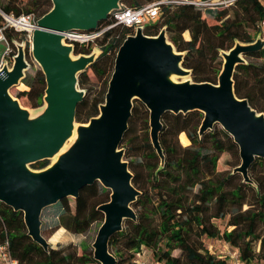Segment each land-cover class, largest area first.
<instances>
[{
  "label": "water",
  "instance_id": "water-1",
  "mask_svg": "<svg viewBox=\"0 0 264 264\" xmlns=\"http://www.w3.org/2000/svg\"><path fill=\"white\" fill-rule=\"evenodd\" d=\"M125 0H52V9L38 21L32 52L46 77V112L36 121L10 94L25 77L28 64L19 47L11 70L0 72V202L24 213L28 235L45 250L50 244L42 235L43 211L67 197L78 198L81 190L99 181L110 191V200L99 210L105 221L93 244L98 264H117L110 241L121 232L126 220H136L133 204L140 192L120 149L132 116L134 100L150 111L151 138L164 159L160 143L162 118L166 113L204 114L200 135L220 125L240 150L241 164L234 172L252 182L251 165L264 159V114L235 94L234 75L244 56L264 49L261 38L251 46L237 45L225 54L218 84L192 81L173 82L171 74L191 77L179 53L163 28L156 37L139 29L120 46L100 114L79 128L78 142L58 163L42 173L29 166L53 158L68 141L76 125L78 105L85 94L78 89V75L95 59L72 60V46L63 43L61 33L91 32L107 20Z\"/></svg>",
  "mask_w": 264,
  "mask_h": 264
},
{
  "label": "trees",
  "instance_id": "trees-1",
  "mask_svg": "<svg viewBox=\"0 0 264 264\" xmlns=\"http://www.w3.org/2000/svg\"><path fill=\"white\" fill-rule=\"evenodd\" d=\"M148 1V2H147ZM145 0V4L157 0ZM131 7L144 5L138 0H126ZM129 6V5H128ZM235 6L243 11L253 10L258 20L264 18V5L261 0H241ZM234 6V7H235ZM53 7L52 0H7L0 2V8L7 13L35 14L43 17ZM227 10L213 16L219 23L210 26L206 14L194 6H164L160 11V20L154 25L147 26L145 35L156 37L166 28L170 42L179 53L184 54L183 67L191 71V78L196 83H218L221 74V52L234 47L237 41L252 43L255 36L246 32V20L237 11L232 18H226ZM4 20L0 16V27ZM121 28L123 34H118ZM189 32L190 40H185L184 33ZM132 30L118 26L107 31L104 41L107 47L90 68L103 76L109 63L110 53L118 50ZM9 39L19 34L7 30ZM89 45V44H88ZM87 46V45H86ZM86 46H76L74 53L87 54ZM264 50L248 53L246 56L258 59L246 61L238 65L235 75V94L239 99H246L250 106L264 114ZM260 59V61H259ZM115 63L112 62V72ZM39 85L22 82L30 88L18 92L17 97H27L34 108L43 104L47 83L43 71L38 72ZM88 75L83 72L79 76V85H86ZM105 97L95 103L93 110L88 104L87 96L78 105L77 122L88 123L84 120L86 110L89 119L99 116L100 105ZM204 114L199 111L188 113H166L162 118L163 128L160 132V143L164 154L161 158L152 143L150 111L139 99L134 100L129 127L125 133L120 149L124 150V160L129 164L133 174V185L140 192L133 204L137 214L136 220H126L121 232L115 234L110 247L114 250L117 264H135L134 258L124 259L125 252H133L146 248L152 251L154 257L164 264H226L225 260H217L213 255L200 252L191 244L192 236L197 234L213 238H223L241 251L246 261L256 257L255 244L260 242L264 251V159L258 158L251 165L249 175L252 182H246L239 172H232L223 178H213L218 167L220 154L228 150L241 158L240 150L234 139L223 128L199 134ZM185 132L191 140L190 146H182L180 135ZM208 143L216 152L208 151ZM48 160L31 165L33 168H44ZM239 166V165H238ZM240 179L237 186L229 187V182ZM201 185L197 194L193 187ZM97 184L81 190L76 199L77 211L71 218V224L66 228L73 232H85L90 225L104 218L98 207L110 200V191L101 187L102 194H108V199L91 208L85 197L86 193L97 192ZM66 198L59 202H65ZM58 202V203H59ZM247 209L244 210V207ZM68 206H65V208ZM229 215V225L232 230L223 233L212 222L213 219H224ZM9 242L13 256L19 264H64L72 259L64 256L61 250L46 251L29 235L24 213L0 202V244ZM180 248L187 256L184 263L180 257L172 256L174 249ZM39 262H35L36 260ZM81 264H98L92 254H84Z\"/></svg>",
  "mask_w": 264,
  "mask_h": 264
},
{
  "label": "rangeland",
  "instance_id": "rangeland-1",
  "mask_svg": "<svg viewBox=\"0 0 264 264\" xmlns=\"http://www.w3.org/2000/svg\"><path fill=\"white\" fill-rule=\"evenodd\" d=\"M6 1L7 0H0V2H6ZM22 1L27 2L28 0H22ZM138 1L143 4L146 3L145 0H138ZM262 1L264 2V0ZM124 3L126 5L131 6L129 3L126 2V0L124 1ZM237 11H240L242 13L243 18H245L246 20L245 22L246 32L255 36V38L253 42L249 44L237 41L234 47L237 45L251 46V45L256 44V42L260 39L259 27H258L260 20L257 19L258 18L257 14L252 9L246 12V11H243L241 8H239V6H235L231 8L230 10H227L228 14L226 15L225 19L232 18L234 16V13ZM207 17L208 19L206 21L208 25L214 26L217 23H219L216 19L212 18L213 16L212 17L207 16ZM118 34H123V31L121 30V28H118ZM104 38H105V35H103L101 38L96 40L94 44L91 43L87 45L86 48L89 50L87 54L76 55L74 52H72L71 53L72 60H76L80 57L85 56V57H93L96 61L98 57L101 54H103V50H105L107 47L108 41L105 42ZM13 39H16V42L18 43V44H13L15 52H18L19 47L21 46L23 47V50L25 52V61L28 64V68L25 70L24 78L27 77L28 78L27 80L29 82L31 83L33 82L35 85L38 86L39 79L37 78V76L39 74L38 72H41L42 69H41L40 64L35 60L33 56L32 47L30 46L29 48L28 43L24 42L26 41V36L24 35H18L16 37L14 36ZM229 51L230 49L224 50L221 52V61H222L221 68L222 69H223V65L225 62V54H227ZM116 57H117V52L113 51L110 53L109 63L106 69V73L103 76L96 74L90 68V66L85 71L86 74L88 75V78L85 80L86 85L83 87L79 85L78 89L85 94V97L87 96V99L89 101L88 104L91 106L90 110H93V106L95 103L99 102L104 97H106V93L109 87V82L112 77L111 75L112 62L115 63ZM244 58L246 61L248 60L250 62L258 60V59H255L249 56L248 57L244 56ZM79 76L80 74L78 75V82H79ZM24 78H22L17 85L13 86L10 89V94L16 101H18L22 109L28 113V121L34 122L38 120L46 112L47 102L45 101V97H44L43 104L39 107L34 108L30 105L27 97H21V98L17 97L18 92H24V91L30 90V88L22 82ZM186 80L192 81L190 76L177 78V82H180V83L185 82ZM218 80H219V77H218ZM102 105H100V107ZM89 112L90 111L87 109L86 114L84 116V120L88 122L91 121V119L88 120ZM84 125H88V124H85L82 122H76V126L78 128V132H77L78 136H80L79 128L83 127ZM215 127L218 129L222 128L220 125H216ZM199 134H200V130H199ZM186 137L189 140V145L187 146H190L191 140L187 134H186ZM77 142H78L77 140L73 142H66V144L67 143L69 144V148L64 151L62 150L61 152H58L53 158L49 159L48 160L49 164L46 167L33 168L29 166V170L36 174L47 171L49 168H51L56 163H58L61 157L65 155L70 149H72V147ZM179 142L180 144H182V146H185L181 142V137H179ZM207 147H208L207 152L212 153V155L214 153L216 154V152L212 149V145L210 143H208ZM238 153L240 154V151ZM238 165L240 166V159H238V156L234 154V151L228 150L225 153H221L220 160L218 162V167L214 173L213 178H223V177L229 176L235 170V168L238 167ZM239 176L243 177L241 175ZM239 182H240V179L236 178L229 182L230 183L229 187L233 188L237 186ZM96 184L98 186L96 193L89 192L85 194V197L87 198V201L91 208L97 206L101 202H104L109 197L108 194H104V193L102 194L101 187H104V186L99 181H97ZM200 188H201V185L198 184L195 187H193L192 192L197 194ZM65 206H68V208L67 207L65 208ZM99 207H98V210H99ZM246 209H247V206L244 207V210ZM76 211H77L76 199L74 197H67L65 202L61 201L53 206L46 208L43 211L42 217H41V221H42L41 231H42L43 237L50 244L49 250L50 249L61 250L64 256H67L69 259L70 258L72 259L71 263L65 262L64 264H81L79 260L84 254L93 255V250H94L93 244L96 240L100 227L105 221V214L101 211L104 215L103 220L99 219L93 222L85 232H82V233L73 232L72 230L67 229L65 224H71L70 217L75 215ZM229 218H230L229 215H227L224 219H213L212 222H214L218 226V228L221 230V232L223 233L227 229L230 231L234 228L229 225ZM198 234L199 232L192 236L191 244L197 249L199 248L200 252H202L203 254L205 252H208L209 254L213 255L217 260H225L226 264H236L238 260L241 261L243 264H264V251L260 249V242L255 244L256 245L255 251L257 254L255 259L251 261H246L242 258L240 249L232 246L229 242H227L223 238H213V237H208L206 235L201 237ZM55 237H57L56 240H54ZM49 250H46V251H49ZM110 250H111V253L115 256V252L111 247H110ZM172 256L180 257L184 263H186L188 259L187 256L183 253V251L180 248L174 249ZM131 257L134 258L133 261L135 264H164L158 261L154 257L152 251L146 248H142L140 250L133 251V252L124 253V259L127 260L126 262H128L129 258ZM35 262L38 263L39 260L37 259Z\"/></svg>",
  "mask_w": 264,
  "mask_h": 264
},
{
  "label": "built area",
  "instance_id": "built-area-1",
  "mask_svg": "<svg viewBox=\"0 0 264 264\" xmlns=\"http://www.w3.org/2000/svg\"><path fill=\"white\" fill-rule=\"evenodd\" d=\"M239 1L241 0H157L139 7H131L121 3L119 8L114 9L109 14L107 20L99 24L97 30L91 32L68 31L61 34L63 43L75 49L77 45L94 44L107 31L118 26L130 28L132 30L130 35H135L140 28L144 31L147 26L159 22L160 11L164 6L191 5L202 10L206 16L212 17L221 11L230 10ZM261 2L264 5L262 0ZM0 16L4 20V25L0 27V72H2L4 67L11 70L18 54L13 47V44H18L16 39H9L6 31L12 30L19 35L26 36V41L24 42H27L30 48V46L32 47L34 32L38 28L40 18H37L35 14L15 15L14 13H7L1 8ZM258 27L259 36L264 41V18L259 21ZM262 61L264 62V54ZM0 264H19V261L12 254L9 242L0 244ZM236 264L243 263L238 260Z\"/></svg>",
  "mask_w": 264,
  "mask_h": 264
},
{
  "label": "bare ground",
  "instance_id": "bare-ground-1",
  "mask_svg": "<svg viewBox=\"0 0 264 264\" xmlns=\"http://www.w3.org/2000/svg\"><path fill=\"white\" fill-rule=\"evenodd\" d=\"M178 77H180V76H178V75H176V74H171L170 76H169V79L171 80V81H173V82H177V78ZM187 81V80H186ZM77 132H78V128H77V126L75 125L74 126V129H73V131H72V134H71V136L69 137V139H68V141L67 142H73V141H76V140H78L79 139V136L77 135ZM180 137H181V142L183 143V145H185V146H187V145H189V140L187 139V137H186V133L185 132H183L181 135H180ZM69 148V144L67 143H65V145L61 148V150H60V152L63 150H66V149H68ZM57 239V237H55L54 238V240H56Z\"/></svg>",
  "mask_w": 264,
  "mask_h": 264
},
{
  "label": "crops",
  "instance_id": "crops-1",
  "mask_svg": "<svg viewBox=\"0 0 264 264\" xmlns=\"http://www.w3.org/2000/svg\"><path fill=\"white\" fill-rule=\"evenodd\" d=\"M184 38H185V40H190L191 39V36H190V33L189 32H185L184 33Z\"/></svg>",
  "mask_w": 264,
  "mask_h": 264
}]
</instances>
